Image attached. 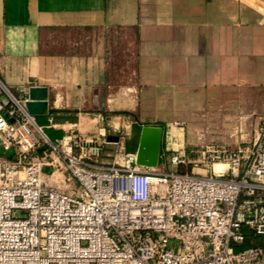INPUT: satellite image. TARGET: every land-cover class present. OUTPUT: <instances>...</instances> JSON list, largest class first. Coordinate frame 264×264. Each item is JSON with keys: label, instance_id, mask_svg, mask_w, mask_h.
<instances>
[{"label": "built area", "instance_id": "2783aa9c", "mask_svg": "<svg viewBox=\"0 0 264 264\" xmlns=\"http://www.w3.org/2000/svg\"><path fill=\"white\" fill-rule=\"evenodd\" d=\"M3 95L0 264H264V117L234 146L169 149L161 170L120 138L51 139L27 92L0 80Z\"/></svg>", "mask_w": 264, "mask_h": 264}, {"label": "crops", "instance_id": "0c3cea01", "mask_svg": "<svg viewBox=\"0 0 264 264\" xmlns=\"http://www.w3.org/2000/svg\"><path fill=\"white\" fill-rule=\"evenodd\" d=\"M0 80L48 88L55 139L153 98L165 140L237 143L264 117V0H0Z\"/></svg>", "mask_w": 264, "mask_h": 264}, {"label": "rangeland", "instance_id": "374dc122", "mask_svg": "<svg viewBox=\"0 0 264 264\" xmlns=\"http://www.w3.org/2000/svg\"><path fill=\"white\" fill-rule=\"evenodd\" d=\"M132 45H131V49H135L136 47V42L132 41ZM131 75L133 76V78L131 77V80L129 81L130 84H134V80H135V76L133 75V73H131ZM134 79V80H133ZM146 91L152 92L153 93V89H146ZM14 95L17 97H21V94L13 91ZM153 98H151V100H148L146 102H142L140 105H136V109L133 108L134 104H131L130 108L131 110L128 111H122L121 113H117V115H114L113 121H111V119H108L106 124L104 121V124H102V126L104 128H102L103 130H101V132H105V137L100 135V130L97 131H92V132H81L82 135L86 138H90V136H93L95 139V136H98L99 140L103 143L104 145V150L107 153H111L113 151V147H114V143L110 142V143H105L103 142L104 138L109 139L111 141H115L118 140L119 138L122 139L125 142V145L127 147L129 140L133 139L135 137L138 136L140 129V127L143 126V124H147V123H163L167 126H172L174 124V120L168 119V116H166L167 118L164 120H154V118H151L150 116L154 113V112H159L162 111L163 113H165L166 111L168 112V108H169V104H158V103H154ZM138 110V111H137ZM140 111V113H139ZM139 115L142 114L143 116H148L142 120H139L140 117H138V113ZM119 114V115H118ZM155 114V113H154ZM117 116V117H116ZM141 116V115H140ZM135 117L137 119H135ZM135 121V122H134ZM134 123V124H132ZM136 125V126H135ZM256 128L255 126V122L252 126V130L251 131H237L238 135L244 134V138H250L253 135L254 129ZM139 130V131H138ZM236 134V129H234V132ZM245 134H247L245 136ZM235 137V136H234ZM174 138L172 140H170V138H168L167 140L164 139L163 142V147L162 150L164 153V159L161 160L160 164L158 165V167L161 170H168V169H172V167L170 166V164L168 163L166 156H168V154L170 153V150L173 148H180L183 147L185 148V150L187 151V153H189L190 155H193L196 149L200 148L202 145L206 144H199V145H190L188 144V142L185 140V137L183 135H181V137H179V139H177L176 144L174 142ZM241 139L237 142L240 143ZM173 142V144H172ZM207 143H211V142H207ZM214 143V142H212ZM216 143V142H215ZM220 143V142H217ZM237 143H231V146L236 145ZM137 148V145L134 149H132L131 151H135ZM170 149V150H169ZM10 156V154L8 155ZM103 161H110V157H106L104 156L102 158ZM184 170H186L187 168L189 169V167H182ZM245 246H249V245H245Z\"/></svg>", "mask_w": 264, "mask_h": 264}, {"label": "water", "instance_id": "95a60500", "mask_svg": "<svg viewBox=\"0 0 264 264\" xmlns=\"http://www.w3.org/2000/svg\"><path fill=\"white\" fill-rule=\"evenodd\" d=\"M26 108L29 113L39 116L49 113V92L43 85H30L27 91ZM5 104L9 103L6 95L1 98ZM164 142V130L158 125H143L139 132L136 148L137 162L145 167H157L160 162L161 150Z\"/></svg>", "mask_w": 264, "mask_h": 264}, {"label": "trees", "instance_id": "16d2710c", "mask_svg": "<svg viewBox=\"0 0 264 264\" xmlns=\"http://www.w3.org/2000/svg\"><path fill=\"white\" fill-rule=\"evenodd\" d=\"M92 112L94 113V112H98V111L96 110V111H92ZM139 128H141L140 125H139ZM45 130H46L48 136L51 139H54L55 140L54 134L50 131V129L49 128H46ZM138 137H139V134H138L137 137L129 140V143L127 145V149L128 150H132V149H134L136 147V145L138 144ZM163 155H164V153H163V151H161V160L164 159L163 158L164 157ZM179 169L180 170H184L182 167H180ZM256 243H262V238L261 237H248L243 246H245V245H251V244H256Z\"/></svg>", "mask_w": 264, "mask_h": 264}]
</instances>
